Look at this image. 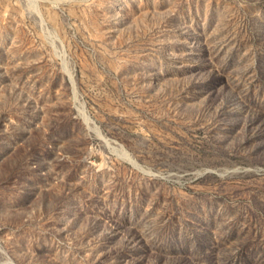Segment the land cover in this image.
Listing matches in <instances>:
<instances>
[{
    "label": "rangeland",
    "instance_id": "374dc122",
    "mask_svg": "<svg viewBox=\"0 0 264 264\" xmlns=\"http://www.w3.org/2000/svg\"><path fill=\"white\" fill-rule=\"evenodd\" d=\"M0 264H264V0H0Z\"/></svg>",
    "mask_w": 264,
    "mask_h": 264
},
{
    "label": "bare ground",
    "instance_id": "6f19581e",
    "mask_svg": "<svg viewBox=\"0 0 264 264\" xmlns=\"http://www.w3.org/2000/svg\"><path fill=\"white\" fill-rule=\"evenodd\" d=\"M102 136V135H101ZM123 152V151H122ZM126 157V156H125Z\"/></svg>",
    "mask_w": 264,
    "mask_h": 264
}]
</instances>
